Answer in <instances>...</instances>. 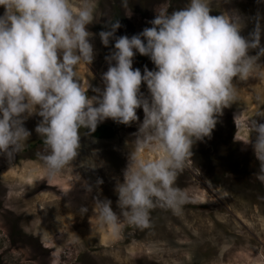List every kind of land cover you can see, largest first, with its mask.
Masks as SVG:
<instances>
[{
    "label": "clouds",
    "instance_id": "9594fccd",
    "mask_svg": "<svg viewBox=\"0 0 264 264\" xmlns=\"http://www.w3.org/2000/svg\"><path fill=\"white\" fill-rule=\"evenodd\" d=\"M0 7V155L11 160L23 151L31 136L24 121L37 115L42 119L35 132L43 144L36 156L54 178L79 155L81 130L95 132L109 118L130 125L143 109L123 180L114 189L119 214L110 199L96 198L93 206L98 226L113 234L122 220L149 227L157 206L179 213L188 195L175 181L194 143L210 137L218 115L237 100L235 82H264V17L257 15L244 36L243 18L235 11L213 15L211 0H188L171 13L162 8L151 27L131 37H117L120 22L109 19V30L99 36L105 46L114 40V50L106 57L105 87L94 88L99 95L91 97L77 69L94 59L88 26L96 0H0ZM137 53L155 69H134ZM142 82L150 96L141 92ZM249 127L256 133L247 142L259 161L256 178L264 183V123L251 119Z\"/></svg>",
    "mask_w": 264,
    "mask_h": 264
},
{
    "label": "rangeland",
    "instance_id": "374dc122",
    "mask_svg": "<svg viewBox=\"0 0 264 264\" xmlns=\"http://www.w3.org/2000/svg\"><path fill=\"white\" fill-rule=\"evenodd\" d=\"M187 2L96 0L95 21L88 26L94 59L77 69L89 85L87 95H99L93 89L105 87L102 74L115 41L103 45L99 32L109 30V19L120 22L117 37H131L152 26L156 11L171 13ZM211 6L213 15L237 12L244 20V36L254 29L257 15L264 17V0H211ZM4 11L0 7V15ZM145 65L155 69L148 56L140 59L137 53L133 68L143 73ZM235 83L237 100L218 115L211 136L194 143L192 157L176 177L188 202L179 213L155 207L147 228L122 220L117 234L98 226L93 206L96 198L110 199L119 214L114 189L123 180L143 109H137L139 120L130 125L110 118L101 122L117 127L114 138L81 131L79 155L54 178L36 156L43 141L35 127L42 118L28 117L24 126L31 136L23 151L11 160L0 155V264H264V183L256 178L259 161L247 143L250 135L253 142L256 137L250 133L251 119L264 123V115L256 114L264 113V82ZM141 92L150 96L143 82ZM222 159L225 170L218 165ZM89 161L94 166L84 163ZM82 207L88 211L82 214Z\"/></svg>",
    "mask_w": 264,
    "mask_h": 264
},
{
    "label": "trees",
    "instance_id": "16d2710c",
    "mask_svg": "<svg viewBox=\"0 0 264 264\" xmlns=\"http://www.w3.org/2000/svg\"><path fill=\"white\" fill-rule=\"evenodd\" d=\"M144 56L145 55H140L139 54V58L140 59H143ZM81 131L89 134L92 137L98 138V139H111V138H114L117 135V127L115 125H108V124H102V123L98 124L95 132L88 133L87 129H84V130H81ZM225 162H226V160L222 159V160L219 161L218 165L220 167H222V165H224ZM226 168L227 167L223 168V170H225Z\"/></svg>",
    "mask_w": 264,
    "mask_h": 264
}]
</instances>
